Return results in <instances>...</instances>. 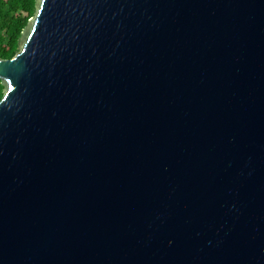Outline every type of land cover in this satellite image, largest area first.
Returning <instances> with one entry per match:
<instances>
[{"label":"water","instance_id":"water-1","mask_svg":"<svg viewBox=\"0 0 264 264\" xmlns=\"http://www.w3.org/2000/svg\"><path fill=\"white\" fill-rule=\"evenodd\" d=\"M0 80V264H264V0H38Z\"/></svg>","mask_w":264,"mask_h":264},{"label":"trees","instance_id":"trees-1","mask_svg":"<svg viewBox=\"0 0 264 264\" xmlns=\"http://www.w3.org/2000/svg\"><path fill=\"white\" fill-rule=\"evenodd\" d=\"M38 0H0V58L12 59L19 39L29 21L36 15ZM4 97V85L0 80V101Z\"/></svg>","mask_w":264,"mask_h":264}]
</instances>
